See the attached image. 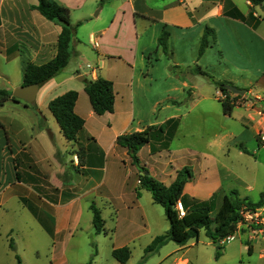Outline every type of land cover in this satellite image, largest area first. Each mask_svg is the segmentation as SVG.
<instances>
[{"label": "crops", "instance_id": "crops-1", "mask_svg": "<svg viewBox=\"0 0 264 264\" xmlns=\"http://www.w3.org/2000/svg\"><path fill=\"white\" fill-rule=\"evenodd\" d=\"M51 1L68 12L74 29L71 56L66 68L39 85L34 102L9 100L0 107V238H8L12 226L6 225L7 219L17 215L23 219L25 230L40 239L51 234L52 252L56 247L65 249L69 239L83 231L84 221L88 223L85 230L95 233L91 205L100 212L102 230L109 227L113 238L121 230L134 232L139 228L148 233L157 204L151 193L138 184L143 174L140 168L165 187L174 181L178 171L189 168L191 176L183 188V201L207 202L213 197V213L231 192L239 200L259 202L264 183L258 191V201L251 202L249 194L255 189V170L264 168V148L257 137L264 129V3L252 6L246 0ZM38 4L39 0H0L1 90L12 92L23 86L28 64L40 66L56 55L62 23L45 19L34 9ZM88 23H94L89 45L96 56L95 65L83 68L77 62L85 53L77 30L80 24ZM206 28L212 37L209 47L221 53L234 69L217 65L213 48H209L198 62L200 66L186 64L188 79L175 85L169 66L162 65L159 73V62L144 63L145 54L160 49L162 34L192 37L196 42L192 46L194 52ZM111 34H120L119 55L111 54ZM141 38L150 42L144 40L140 46ZM91 39L98 43L96 49ZM232 55L241 64L235 65ZM71 61L73 72L68 69ZM174 66L180 68H170ZM108 67L112 70L109 75ZM198 70L214 74V81L245 90V95L239 99L231 93L229 98L235 102L229 110H223L220 91ZM196 76L207 80L211 86L209 95L197 96ZM97 77L112 83L111 114L96 116L84 91L85 81ZM71 90L77 92L74 113L84 125L76 140L70 142L63 137L48 103ZM208 101L220 104L218 112L225 121L207 146L169 148L165 142L168 134L173 138L183 134L186 139V118L195 110L209 109ZM171 120L177 121L175 129L167 126V131L160 134L161 141L152 137L139 149L138 165L133 164L125 148L116 144L121 135L164 126ZM158 236L159 233L151 234L148 243ZM136 237L133 233L131 238ZM252 238L250 235L246 240L250 242ZM165 244L153 253L160 255ZM187 244H175L178 249L166 252L162 262L190 264L187 254L192 243ZM126 246L127 243H113L109 253L113 248ZM248 247L253 250L250 243ZM60 254L62 261L67 262L65 251L60 250ZM93 257L94 254L92 260Z\"/></svg>", "mask_w": 264, "mask_h": 264}, {"label": "rangeland", "instance_id": "rangeland-1", "mask_svg": "<svg viewBox=\"0 0 264 264\" xmlns=\"http://www.w3.org/2000/svg\"><path fill=\"white\" fill-rule=\"evenodd\" d=\"M93 24L94 23L80 24L77 30V35L82 39V45L80 47H83L85 51L83 58L78 59L77 62L82 64L83 68H85V65L87 64L90 66L95 65L96 55L91 50L89 45V35L91 30L94 28ZM122 36L124 39L127 38L126 34H122ZM209 36L210 34L207 36V41L210 44L212 37ZM118 37H120V34H111L112 42L108 43L111 54L113 55H119L117 53L120 51L121 41H118ZM144 40L146 42L148 41L146 39ZM144 40L143 38L140 39V46ZM216 40L217 36L214 34V41ZM163 43L164 45L159 44L160 49L158 52H151V54L144 55V63L148 64L159 62L157 67L159 73L162 72V65L166 64L169 66L167 68L170 71V74H173L175 85L188 79L186 77L187 66L191 67L196 64L194 68L198 67V62L201 58H203L204 52L206 53L209 48H213L212 46L208 47L202 52V54L199 55L200 44L198 46V50L196 49L192 52V46L196 43L192 37L183 39L176 36L174 37L173 34H166ZM172 47L174 48L172 49ZM212 50L213 61H215L217 65L220 64L222 68H225V66L228 65L226 58L223 57L221 53H218L216 49L213 48ZM204 57H206V55H204ZM232 57H235V65L241 64L237 56L232 55ZM206 60H208V57H206ZM138 63H140V59H138ZM173 65H179L180 68L176 66H174V68H170ZM180 65H183L184 67ZM228 66L234 69L233 65ZM74 67V62L71 61L68 69L73 72ZM103 71H105V69H103ZM106 71L109 75L112 70L108 67ZM206 74L215 77V75L209 71H207ZM195 78L197 96L209 95V92L211 93V86L206 83L207 80L201 76H196ZM188 81L193 83L191 80ZM207 104L210 105L207 106L209 108L207 109L208 111L206 110L207 112L204 110H195L189 117L186 118V139L182 137L183 134H180L175 138L172 137L165 140L169 148L171 147L176 149L184 145H195L200 148H205L207 146L209 140L214 136V132L220 125L224 124L225 121V119H221V113L218 112L220 104L215 101H208ZM163 132H165V129H163ZM155 140L157 142L161 141V136L156 137ZM255 172V189L249 194L251 202L259 200L258 191H260L259 189H261V186L264 183V168L263 170L258 168ZM153 208L156 211L153 213V221L150 226L151 230L148 233L144 230H140L139 228H136L137 230L134 232L121 230L116 231L117 236L115 235L113 238L112 230L107 227L103 230L104 232L102 231L99 233V237H96V234L93 231L91 232V230H85L88 223L84 221L81 226L83 231H77L74 236L69 239L65 249L62 247H56L53 252L50 248L52 245L50 233H48L45 238L40 239L37 234L33 233L31 230H25L21 216H11V218H8L6 222L9 224L6 225L12 226V232L8 235V238L5 239L4 235L0 238V264H14L15 256L20 258L21 264H87L90 260H92V254H95V257H93L91 264H120L112 259L109 253V247H111L113 243H127L126 247L129 248L131 255L129 260L124 264L160 263L162 262L163 255L166 252L173 249L177 250L178 247L173 242L169 241L162 248L160 255L153 252L145 254L146 246L149 245V236L154 233H159L160 236H163L169 229L164 209L159 205H154ZM183 210L184 212L186 211L185 209ZM4 220L6 221V219ZM133 233L134 235H137V237L132 239L131 237ZM250 235H252L253 238L249 242L246 239L250 238ZM233 236L235 239L233 242H221L220 239L215 243L205 235V230H200L197 240L190 239L187 244L189 245L192 243V246L187 254V257L190 259V264H264V242L262 241L264 240V226L248 227L245 225H238ZM100 241L102 244L98 245V242L100 243ZM245 241H248L253 247L250 254L248 253V245L244 244ZM10 242L14 247V251L9 249L8 244ZM60 250L61 252L65 251V259L67 260L65 263L62 261L63 256L60 254ZM35 251L37 252L35 253ZM217 253L220 254V256L216 259L215 256ZM51 255H55L57 260L52 259ZM168 263L169 261L162 262V264Z\"/></svg>", "mask_w": 264, "mask_h": 264}, {"label": "trees", "instance_id": "trees-1", "mask_svg": "<svg viewBox=\"0 0 264 264\" xmlns=\"http://www.w3.org/2000/svg\"><path fill=\"white\" fill-rule=\"evenodd\" d=\"M252 6H259L264 3V0H246ZM45 19L51 22L62 23L61 32L57 40V52L55 57L46 64L35 66L28 64L24 77L23 86L38 84L42 85L68 65L70 60V42L74 29L70 23L68 12L51 0H39V4L34 7ZM209 29H205L200 41L199 55L210 46L207 41ZM166 33L159 38L158 44H162ZM201 75L209 78L210 82L225 96V100L221 102L223 110L227 111L231 108L235 99L230 100L231 93L225 88L226 84L214 81L211 76L205 72L198 70ZM84 91L88 96L91 108L96 116L111 114L114 110V91L112 83L102 77H97L92 81H85ZM236 98H241L236 96ZM243 99V98H242ZM18 101L11 96V92L0 89V107L6 101ZM77 100L76 91H68L60 96L55 97L48 103V110L55 119L63 137L67 141H75L78 133L83 128L84 121L74 113V105ZM233 101V102H232ZM173 125L175 129L177 121L171 120L166 125L160 127H148L142 132H134L129 135H121L116 139V144L125 148L128 156L133 164L138 165L137 153L141 147L148 144L151 138L161 136L163 129L167 131V126ZM153 133H157L153 135ZM172 138L171 133L166 139ZM165 139V140H166ZM79 154V153H78ZM142 175L139 176L140 185L148 190L152 195V200L155 204L164 209L166 220L169 224L167 233L163 236L156 237L145 249V254H150L164 245L167 241H171L178 246H184L190 239L197 240L200 230H205V235L213 242H217L227 236L233 235L237 229V224L240 220L239 210L242 207L248 209H256L263 205L264 190L260 194V200L256 204L239 200L235 192H231L229 196H224L218 209L213 213V197L207 202L190 201V204H185L182 199V192L185 183L191 176L189 168H183L177 172L174 181L165 187L161 183L152 179L149 175H145V170L140 168ZM180 201L185 216L179 218L175 209L176 204ZM92 225L95 233L99 234L103 230V221L100 217L98 209L91 205ZM213 227V228H212ZM245 245L249 242L245 241ZM9 248L14 251L12 243H9ZM219 249V248H218ZM251 250L248 247V253ZM95 255V254H94ZM220 254H216L217 259ZM111 257L120 264L126 263L130 258V250L128 247L113 248ZM90 260L87 264H91ZM21 264L20 258L15 256V263Z\"/></svg>", "mask_w": 264, "mask_h": 264}, {"label": "built area", "instance_id": "built-area-1", "mask_svg": "<svg viewBox=\"0 0 264 264\" xmlns=\"http://www.w3.org/2000/svg\"><path fill=\"white\" fill-rule=\"evenodd\" d=\"M91 44H92L93 48H95V49L98 47V43L96 42L95 39H91ZM87 67L89 68V66H87ZM218 96L222 100H225V96L222 95L221 92L219 93ZM261 117H262L263 122H264V114H261ZM257 137H258V141L260 143V147L264 148V129H262L258 133ZM139 183L140 182L138 181V184ZM175 209H176V212H177V215L179 218H182L185 216V212H184L182 206L180 205V203L176 204ZM238 214H239L240 220L237 224V227H238V225H245L248 227H250V226H264V206H261L259 208L254 209V210L248 209L246 207H242L239 210ZM233 240H234V236L230 235V236H227V237L221 239V242H231Z\"/></svg>", "mask_w": 264, "mask_h": 264}, {"label": "water", "instance_id": "water-1", "mask_svg": "<svg viewBox=\"0 0 264 264\" xmlns=\"http://www.w3.org/2000/svg\"><path fill=\"white\" fill-rule=\"evenodd\" d=\"M78 80H82V78H79ZM39 85L38 84H32L27 86H21L18 88H15L11 92V96L13 98H16L17 100L24 101L28 104L34 102L36 98V94L38 91ZM225 88L232 94H235L237 96L243 97L246 93L245 90L238 89L231 85H226Z\"/></svg>", "mask_w": 264, "mask_h": 264}]
</instances>
